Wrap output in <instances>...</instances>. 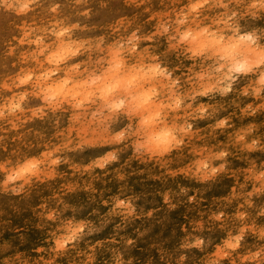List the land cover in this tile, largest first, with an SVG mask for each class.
<instances>
[{"label": "rangeland", "instance_id": "obj_1", "mask_svg": "<svg viewBox=\"0 0 264 264\" xmlns=\"http://www.w3.org/2000/svg\"><path fill=\"white\" fill-rule=\"evenodd\" d=\"M11 1L0 0V5ZM18 1L29 2V17L9 14L6 21L7 14L0 9V172L10 171L14 165L28 176L38 170L39 177L31 181L29 177L15 189L11 179L0 182V254L4 256L0 264H264V220H258L264 217V83L255 84L253 98L246 83H240L244 71L231 78L229 87L223 86L216 64L190 73L191 102L201 118L224 120L225 124L218 125L221 131L231 125L229 112L237 114L233 135L228 133L226 139L215 133L207 139L202 127L193 133V125L185 130L195 140L200 137L195 144L192 138L177 136L180 154L189 148L194 157L215 153L224 160L223 164L211 163L218 165L209 178H190L186 164H170L166 156L158 161L150 158L142 127L135 121L126 126L133 134L130 141H123L125 133L121 131L119 146L109 145L110 111L106 108L102 111L85 105L68 120L58 116L49 120L50 104L33 95L38 93V73L31 72L29 82L17 85L19 73L12 69L18 52L23 51L26 58L30 55L27 38L31 30H39L42 44L49 40L40 31L45 25L42 2H56L50 14L61 11L63 2L85 5L78 19L68 25L73 30L66 31L77 39L98 42L100 49L93 61L102 66L99 72L109 66L104 43L113 31L118 34L131 29L134 42L140 43L143 24L138 18L150 22L149 41L170 35L175 49L188 47L194 58L215 57L193 49L194 36L173 33V21L183 10V0ZM249 3H253V10H264V0ZM71 13L70 9L68 15ZM120 40L124 47L130 44L124 35ZM166 55L173 54L167 51ZM73 75L78 77L79 71ZM178 86L175 82L172 89ZM236 91L241 94L236 96ZM14 93L23 94L22 99L10 105L17 101L21 105L5 109L1 97L8 94L5 97L12 98ZM130 116L135 120L133 114ZM192 117L201 120L195 114ZM39 120L42 123L36 126ZM27 126L32 128L31 135ZM174 130L177 135L178 128L174 126ZM26 154H37L38 164H5ZM97 159L99 164H91ZM46 160L50 163L39 164ZM223 173L228 176L226 183L210 181ZM5 188L15 202L2 199ZM71 246L72 254L63 259Z\"/></svg>", "mask_w": 264, "mask_h": 264}, {"label": "bare ground", "instance_id": "obj_2", "mask_svg": "<svg viewBox=\"0 0 264 264\" xmlns=\"http://www.w3.org/2000/svg\"><path fill=\"white\" fill-rule=\"evenodd\" d=\"M249 2H254V0H244L240 3L237 1L230 3L228 0L218 2L215 0H183L181 7L183 10L173 21V33L181 36H194L192 42L195 45L193 46L190 41L189 46L205 51L216 58L209 55L194 58V52L184 46L179 47V50L175 49L170 35L161 36L160 41H149L150 22L138 18L137 21L143 24L138 35L140 43L134 42L131 29L118 34L113 31L110 39L104 43L108 49L106 62L109 66L103 72L98 70L102 66L93 61V56L100 49L98 42L93 39H77L67 32L73 30L74 27H68V25L78 19L79 11L85 5L81 2H63L61 11L50 14L49 9L56 2H42L40 4L45 25L40 26V31L44 32L49 40L44 44L39 42V30L38 32L31 30L28 33L27 47L30 55L26 58L23 51L18 52V61L12 66V69L19 73L15 84L18 85L19 81L29 82L31 72L38 73L36 81L38 93L33 95L40 101L46 100L50 104V109L48 113L46 112L49 120L57 116L68 120L80 112L77 110L85 105L98 107L99 110L103 108L102 111L107 109L110 111H107V116L111 124V128L106 132L109 145L119 146L117 140L121 131L125 133L123 141H130L133 134L126 126L129 122L135 121L136 125L142 127L145 145L153 161L166 156L170 164H183L181 165L183 167L186 164L190 178L198 180L209 178L213 175L217 165L224 163L223 158L215 153H210V156L194 157L189 148H186L185 153L180 154L182 148L177 149L179 138H192V144H195L200 137L195 140L194 135L185 130L187 125H193V133L202 127L203 132L206 133L204 137L207 139L213 133L226 139L228 133L233 135L232 132L235 130L233 119L237 117V114L234 111L229 112L228 118L231 119V125L221 131L218 125L225 124L224 120L215 116L209 119L201 118L198 108L191 102L193 83L190 73L197 74L196 70L199 71L203 65L212 67L216 64L223 86L229 87L232 82L231 78L240 71H244L240 83H246V87L250 90V97L256 98L254 96L255 84L264 83V10L260 8L253 10L251 5L253 3ZM27 5L29 2L12 0L1 4L0 9L6 12L4 19L7 21L11 16L29 17L31 11ZM199 6H202V9L197 11L198 14L196 10ZM70 9L72 13L69 16ZM9 14L12 15L8 16ZM228 16H232V19L224 20ZM145 17H147L146 14ZM121 35L127 37L130 44L122 46ZM44 49L46 52L43 51ZM167 51L173 55L167 58ZM32 53H40L43 56L34 55L35 57H32ZM152 56L157 60L152 59ZM207 62H213V64H207ZM77 71L79 75L75 77L73 74ZM175 82H178L179 86L173 90ZM27 87L28 85L25 88ZM166 90L173 91L167 93ZM198 94L202 96V92ZM240 94V91L235 93L236 96ZM22 95L14 93L11 95L12 98L1 97L3 103L7 105L5 109H13L20 104L21 102L17 101L10 105L17 98L22 99ZM155 95L157 100L154 99ZM168 95L171 97H167ZM97 101L99 103H96ZM119 108L123 110L117 112ZM130 114L134 115L135 120ZM193 114L201 120L196 121L192 117ZM85 117L87 118L86 115ZM39 121L35 122L36 126L41 125L42 120ZM174 126L178 128L177 135H175ZM26 130L31 135L32 128L27 126ZM2 131L3 127L0 122V132ZM6 146L5 144L2 148ZM40 152L42 155L44 149ZM36 155H21L15 161H8L5 164H38ZM214 160L218 164H211ZM47 161L39 164H45ZM98 162L99 159L96 162L91 161V164H99ZM4 170L0 172V182L11 179L13 181L11 188L14 187V189L19 188L29 177L30 181L39 177L38 170L32 171L28 176L14 165L9 167L10 171ZM26 171H29L28 167ZM206 173L210 174L206 176ZM227 179V173H223L213 176L210 181L218 184L226 183ZM5 192L2 199L15 202L8 193V188H5ZM252 211L256 214L259 212L256 209ZM258 220L262 222L264 217ZM69 250L63 255V259H67L72 254V246ZM3 257V254H0V259Z\"/></svg>", "mask_w": 264, "mask_h": 264}]
</instances>
